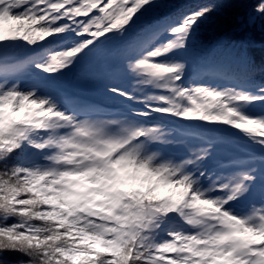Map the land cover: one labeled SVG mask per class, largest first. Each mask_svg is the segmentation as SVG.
Instances as JSON below:
<instances>
[{
    "label": "snow or ice",
    "instance_id": "6c2138e0",
    "mask_svg": "<svg viewBox=\"0 0 264 264\" xmlns=\"http://www.w3.org/2000/svg\"><path fill=\"white\" fill-rule=\"evenodd\" d=\"M0 264H264V0H0Z\"/></svg>",
    "mask_w": 264,
    "mask_h": 264
}]
</instances>
